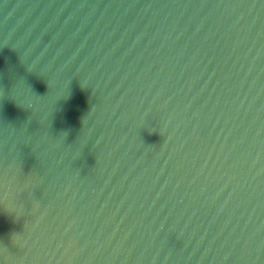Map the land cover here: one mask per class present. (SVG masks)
I'll return each instance as SVG.
<instances>
[{
  "label": "water",
  "instance_id": "95a60500",
  "mask_svg": "<svg viewBox=\"0 0 264 264\" xmlns=\"http://www.w3.org/2000/svg\"><path fill=\"white\" fill-rule=\"evenodd\" d=\"M0 264H264V0H0Z\"/></svg>",
  "mask_w": 264,
  "mask_h": 264
}]
</instances>
